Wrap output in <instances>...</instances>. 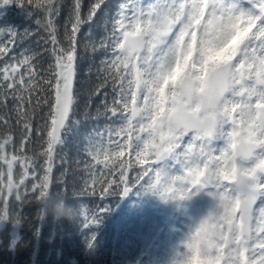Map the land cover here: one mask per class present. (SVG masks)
<instances>
[{"label":"snow or ice","instance_id":"1","mask_svg":"<svg viewBox=\"0 0 264 264\" xmlns=\"http://www.w3.org/2000/svg\"><path fill=\"white\" fill-rule=\"evenodd\" d=\"M11 2L0 0V6ZM251 2L253 9L244 11L225 0H123L107 34L90 45L93 52H112L110 59L101 61V76L89 98L111 84V106L105 99L97 115L119 119L106 129L107 147L100 141L89 145L88 154L93 159L103 155V161L97 162L104 165L92 174L93 194L96 185L102 195L121 185L127 195L139 186L167 201L186 199L204 187L213 189L214 211L189 233L183 242V258L173 264H264V0ZM16 3L43 11L36 23L47 33L46 43L53 45L55 62L42 69L36 63L41 53L36 52L0 66V161L7 166L6 172L0 169V215L5 218L10 215L5 194H15L20 202L26 199L20 189L30 168L33 173L37 166L43 169L39 184L32 185V194L39 191V201L53 183L57 149L64 143L76 105L79 34L107 6V0H90L84 12L83 0H72L61 40L57 18L63 0ZM19 36L11 31L7 39H0V59L7 58L8 45ZM213 53L218 57L215 60ZM121 67L133 68L135 93ZM144 83L146 91L154 93L152 103L145 98L137 106L134 97L140 95ZM130 95L131 114L127 111ZM42 106L48 108L42 117L45 123L33 128ZM149 107L151 118L134 134V120ZM21 123L22 143L31 142L33 132L46 133V139L38 140L43 150L9 158L5 149L12 142L10 133ZM125 149L142 166L134 181L125 175L133 166L132 160L121 159ZM168 157L180 165L181 174L172 175L156 166ZM16 163L22 169L19 181H14ZM105 170L108 175L116 170L118 181H109ZM38 214L43 218L41 208ZM90 223L98 220L94 217Z\"/></svg>","mask_w":264,"mask_h":264},{"label":"trees","instance_id":"2","mask_svg":"<svg viewBox=\"0 0 264 264\" xmlns=\"http://www.w3.org/2000/svg\"><path fill=\"white\" fill-rule=\"evenodd\" d=\"M72 0H63L60 16L57 18L59 38L63 39V24L68 15V6ZM123 0H107V6L96 18L91 26L85 25L80 35L81 43L78 49V59L76 61V76L74 88L76 91V105L68 123V130L63 134L64 143L57 149V157L53 168V183L50 184L48 191L55 194H62L66 197V202L73 206L68 193L83 197L93 206H101L107 216L113 218L115 206L118 202L119 189H114L111 194L102 195L100 186L96 185L95 192H92V174L104 169L103 155L96 159L88 154L89 145L100 141L107 147L108 132L98 128V125L109 127V124L119 123L118 117H105L97 115L98 106L106 99L111 106L113 99V89L111 84L99 92V95L89 98L91 87L101 76L100 69L103 67L101 61L111 58V49L107 51L93 52L91 42H98L101 37L107 34L111 28V19L116 12L118 4ZM151 0H144L149 3ZM90 0H83L84 12L87 11ZM43 11L34 6L18 5L16 0L9 4L0 6V30L9 26V32L14 31L20 36L14 44H9V54L7 58L0 59V66L7 63H14L13 58H22L21 54L31 56L36 52L41 53L36 63L42 69H47L49 63H54V56L51 53L53 45L46 43L48 36L36 21L41 19ZM105 22L107 24L105 25ZM25 32L28 34L25 35ZM9 34V33H8ZM8 34L3 33L1 39H7ZM86 45H88L86 47ZM47 49V51H46ZM144 65H141L143 68ZM127 72L126 81L134 80L133 68L124 69L121 73ZM143 77V76H142ZM144 78V77H143ZM132 99V95L129 99ZM47 106H42L34 116L32 126H43L45 121L42 117L47 115ZM103 112V108H100ZM13 125L15 117L13 116ZM23 123L14 127L10 133L12 142L6 146L5 154L11 158L12 155L18 157L33 156L43 149L38 142L39 138L46 139V133L33 132L31 142H21L20 131ZM99 134V135H98ZM127 152V149L124 150ZM38 165L43 163L39 160ZM89 165H93L90 169ZM0 169L5 172L7 166L0 161ZM22 169L19 163L14 166V181H19ZM43 169L36 167L35 172L29 169V175L25 180V185L20 191L26 195L23 202L15 199V194L4 199L9 202V220L3 228H0V264H136L130 252L120 260L115 251L112 256L105 249L104 233L96 226H83L84 216L78 214L74 219H54L52 215L39 218L38 209L39 191L32 194V185L39 184V177L43 175ZM105 175L109 181H118L117 171L113 175ZM35 176L36 178H33ZM107 188V185H105ZM98 193V194H97ZM3 203L0 202V208ZM123 210L120 211L122 214ZM19 221L20 225L14 226L13 223ZM13 222V223H12ZM113 225V221H110ZM121 225V221H120ZM115 232L123 239L125 229H121L117 224ZM123 231V232H122ZM94 235V239L92 236ZM91 242V246L90 245Z\"/></svg>","mask_w":264,"mask_h":264},{"label":"flooded vegetation","instance_id":"3","mask_svg":"<svg viewBox=\"0 0 264 264\" xmlns=\"http://www.w3.org/2000/svg\"><path fill=\"white\" fill-rule=\"evenodd\" d=\"M170 161L169 167H163V169L169 174H181L182 169L180 165L177 164L171 157L166 159L164 162L160 163L157 166H163L166 161ZM213 192V189L211 193ZM194 194V193H193ZM139 195L138 187L133 188V198ZM192 193L186 199H177V200H167L161 203L160 207L158 206L157 211L165 219L166 225L172 232H176V241L175 244H179L180 247L184 245L182 239V233L186 228L189 232L193 231L198 225V218L201 214L209 213V211L203 206V195L198 193L194 198ZM211 199V212L214 211L217 200L214 195ZM166 213V214H165ZM185 246V245H184Z\"/></svg>","mask_w":264,"mask_h":264},{"label":"rangeland","instance_id":"4","mask_svg":"<svg viewBox=\"0 0 264 264\" xmlns=\"http://www.w3.org/2000/svg\"><path fill=\"white\" fill-rule=\"evenodd\" d=\"M250 2H251V0H250ZM225 3L231 4L228 0H225ZM251 4H252V2H251ZM236 7H237V9L244 10V11H251L253 9V7H251L250 5H248V6L244 5V6H239V7L236 6ZM221 55H223V53H221ZM145 93L150 94V95L152 94V93H148L147 91H145ZM169 165H170V162H167L163 166H169ZM203 194L207 198V194L205 192ZM139 202L141 203V200H139ZM127 204L128 203H126L125 206H127ZM143 213H144L143 215H144L145 219H146V216H148V219H146V220H148L150 225L153 222V218L156 220L155 225L151 228L152 233L147 236L149 238V248L152 251V254H151V257H152V255L155 253V250L157 249V246H158V239L154 235V230L156 229V224L158 223L159 220L157 218H155L154 216H152L150 214V212L144 211ZM153 215H154V213H153ZM115 217L117 218L118 222H120V220L124 219L123 214H119V215L117 214ZM129 227H131V226H128V228ZM189 233H190L189 230H187L185 228L183 233H182V239H184V241L188 237ZM126 240L128 242L133 241L131 237L126 238ZM169 242H171V240ZM174 247H175V244L170 243V245L162 252L163 258H164L162 264H173V262L176 261V257H180L181 259L183 258V253L186 251L185 247L182 248L179 246V244H176V247L175 248ZM146 249H147V247H146ZM142 254H143L142 251H140V255H142ZM151 257L149 258L147 255L142 256V258H144V259H152ZM139 264H146V263L141 262Z\"/></svg>","mask_w":264,"mask_h":264},{"label":"clouds","instance_id":"5","mask_svg":"<svg viewBox=\"0 0 264 264\" xmlns=\"http://www.w3.org/2000/svg\"><path fill=\"white\" fill-rule=\"evenodd\" d=\"M39 204L43 217L50 214L57 220L61 218L72 220L78 215V210L83 208V205H80L79 209L74 208L66 202L64 195L55 194L50 191L45 193V196L41 198ZM8 220L9 218L0 215V228H3ZM13 225L18 227L20 222H15Z\"/></svg>","mask_w":264,"mask_h":264}]
</instances>
